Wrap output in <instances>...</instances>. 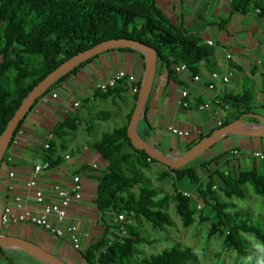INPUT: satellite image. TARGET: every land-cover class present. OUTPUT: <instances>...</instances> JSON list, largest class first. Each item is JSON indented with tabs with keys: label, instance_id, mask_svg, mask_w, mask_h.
I'll return each instance as SVG.
<instances>
[{
	"label": "crops",
	"instance_id": "0c3cea01",
	"mask_svg": "<svg viewBox=\"0 0 264 264\" xmlns=\"http://www.w3.org/2000/svg\"><path fill=\"white\" fill-rule=\"evenodd\" d=\"M156 3L173 25L200 37L209 56L183 73L176 71L181 64H174L171 67L173 72H170L165 63L158 62L153 88L139 119L137 133L149 136L146 143L166 157L181 159L217 130L227 126L223 123L244 112L227 104L237 97H250L251 112L229 124L239 120L240 127L246 131H264V0H253L245 13L235 10L234 0H157ZM148 71L149 59L142 50L133 47L106 50L39 100L27 113L15 137L18 144H10L0 164V238L28 242L65 264H89L85 254L102 239L106 228L110 230L111 244L126 235L122 225L125 217L113 210H99L100 177L108 163L93 146L115 129L130 126L138 102L136 98H139ZM120 72L133 75L136 83L124 80L115 95L106 97L100 85L107 84ZM215 73L228 77L229 82L214 81L212 75ZM195 77H199L200 82H195ZM211 84L216 86L215 91L209 90ZM135 88L138 93L134 92ZM183 90L189 92V108L180 104ZM53 94L58 97L53 98ZM216 99L221 101L219 106L215 104L209 110H199L200 105ZM77 103L80 104L78 108ZM101 113L103 117L97 119ZM68 120H74L78 129L59 139L52 130ZM220 122L222 126H219ZM171 128L188 131L191 136L178 137L170 131ZM51 135L53 140L49 139ZM47 144L52 150L45 148ZM51 151L55 152L53 165L46 160ZM231 151H238L239 155L232 157ZM262 154L264 137L230 133L196 159L195 166L203 184L207 185L215 169L226 175L254 170L264 174V161L258 159ZM204 163L205 167H202ZM46 164L49 168L38 176L37 181L49 203L58 201L52 193L54 185L71 189L73 176L79 175L83 180L84 198L72 204L70 217L62 224L79 227L80 251L68 237L60 238L30 223L4 225L1 221L4 209L7 206L15 208L18 197L28 209L40 213L34 190L28 185L36 166ZM168 169L162 163H151L144 171L146 182L149 184L153 178L161 183L170 180L174 189L177 187L189 194L197 192L193 185V190H182L173 173L161 180L160 176L168 173ZM182 181L189 182L187 178ZM0 264L53 263L23 247L0 246Z\"/></svg>",
	"mask_w": 264,
	"mask_h": 264
},
{
	"label": "trees",
	"instance_id": "16d2710c",
	"mask_svg": "<svg viewBox=\"0 0 264 264\" xmlns=\"http://www.w3.org/2000/svg\"><path fill=\"white\" fill-rule=\"evenodd\" d=\"M156 1L0 0V137L24 99L41 81L66 61L103 42L127 39L150 46L157 51L159 61L165 63L170 72H173L171 67L174 64H186L188 68H193L208 57L209 52L202 45V39L173 25ZM252 1L234 0V8L239 13H245ZM91 60L62 75L31 109ZM117 87L108 90L105 96L115 95ZM227 104L244 110L232 120L251 112L250 97H237ZM103 115L99 114L97 119ZM232 120L226 121L223 126L229 125ZM88 127L92 129L93 126L89 124ZM128 128L129 124L115 129L93 146L108 163L100 177L99 210H113L122 217L145 220L155 229L173 226L170 215L165 212L169 197H160L159 191L151 188L145 180L144 171L151 163L159 162L133 145ZM77 129L76 122L68 120L54 128L52 133L64 139L69 131ZM138 133L142 140L149 142V136ZM49 150H52L51 145ZM54 156L55 152L51 151L46 157L50 165H53ZM197 160L179 170L169 168L168 173L162 174L160 179L165 180L173 173L178 183L187 178L196 187L199 197L215 214L211 235L224 237L239 259L248 256V242L243 235L252 236L264 247V229L253 223L250 212L236 209L231 202L221 201L214 189L219 187L228 200L244 199L245 189L249 185L264 203V174L254 170L226 175L215 169L207 185H204L195 166ZM138 185L139 193L136 194L134 188ZM175 193L176 212L184 226H191L198 213L195 197H186L177 187ZM232 209L234 211L230 213L228 210ZM201 221H207V218L201 217ZM141 234L135 227L127 228L126 235L111 244L110 230L106 228L102 239L90 247L85 258L89 264H190L194 260L192 250L175 245L161 254L132 263L138 246L153 244Z\"/></svg>",
	"mask_w": 264,
	"mask_h": 264
},
{
	"label": "rangeland",
	"instance_id": "374dc122",
	"mask_svg": "<svg viewBox=\"0 0 264 264\" xmlns=\"http://www.w3.org/2000/svg\"><path fill=\"white\" fill-rule=\"evenodd\" d=\"M149 184L151 188L159 191L160 197H169L165 212L170 215L173 226L155 229L145 220L137 221L132 216L125 217L122 223L125 232L127 228L135 227L140 230L143 237H147L149 241L153 242L151 245L143 244L138 246V253L133 257L132 263L141 262L158 253L161 254L163 253L162 251L176 245L193 251L194 260L190 264H264V247L252 236L243 235L248 242V256L239 259L235 251L226 244L224 237L211 235V226L216 220L215 214L210 206L205 205L196 192L192 194L195 196V206L198 213L195 217V222L187 227L184 226L180 215L176 212V193L171 181L161 183L153 178ZM179 186L182 190H193L190 182L180 181ZM245 190L246 196L244 199L233 198L228 200L219 187L215 189L221 201L225 203L231 202L236 206V209L250 212V218L253 223L264 229L263 200L255 194L251 186L248 185ZM134 192L136 194L139 193V185L134 188ZM200 206L201 209H199ZM228 211L233 213L234 209ZM201 217H206L207 221H201Z\"/></svg>",
	"mask_w": 264,
	"mask_h": 264
},
{
	"label": "water",
	"instance_id": "95a60500",
	"mask_svg": "<svg viewBox=\"0 0 264 264\" xmlns=\"http://www.w3.org/2000/svg\"><path fill=\"white\" fill-rule=\"evenodd\" d=\"M126 47H133L145 52L149 59V71L148 75L145 79L143 87L141 89L138 102L136 105L135 112L132 117L131 124L128 128V135L130 140L132 141L133 145L140 151H145L152 159L156 160L159 163H162L169 167L172 170H179L181 168L186 167L203 154H205L212 145L219 140L221 137L230 134V133H237L245 136H255V137H264V131L260 132H249L244 130L240 127L241 121H236L232 124H229L223 128L217 130L212 136L205 139L198 147L190 151L185 157L181 159H170L163 155L158 150L151 147L145 141H143L138 133H137V125L139 119L145 109L146 103L150 96L151 90L153 88V84L155 81L157 67H158V54L157 51L147 46L141 42L135 40H127V39H119V40H109L103 42L89 50H86L77 56L73 57L72 59L63 63L59 68H57L54 72L48 75L43 81L39 83L37 87L33 91L29 93V95L24 99L22 105L15 113L14 117L9 122L6 130L0 137V164L8 151L12 140L14 139L15 133L20 127L21 122L25 119L27 113L31 109V107L36 103V101L42 97L50 88L51 86L66 72L77 68L78 66L82 65L83 63L87 62L88 60L92 59L96 55L110 49H117V48H126ZM264 121V120H263ZM0 246L7 247V246H18L23 247L35 254H38L45 258L48 262L53 264H65L61 262L59 259L54 257L53 255L47 253L43 249L29 244L28 242L12 239V238H0Z\"/></svg>",
	"mask_w": 264,
	"mask_h": 264
},
{
	"label": "built area",
	"instance_id": "2783aa9c",
	"mask_svg": "<svg viewBox=\"0 0 264 264\" xmlns=\"http://www.w3.org/2000/svg\"><path fill=\"white\" fill-rule=\"evenodd\" d=\"M210 45H213L212 42H210ZM229 58H231L229 56ZM188 70V66L186 64H181L176 68V71L178 73H183ZM212 78L214 81H224L225 83L229 82V78L226 76H222L221 74L215 73L212 75ZM128 81L129 83L133 84L136 83V78L133 75H129L126 72H120L116 74L112 79L109 80L107 84L100 85V89L107 93L108 90L116 88L122 81ZM195 82H200L199 77H195ZM209 90L215 91L216 86L214 84H211L209 86ZM135 93H138L139 90L137 88L134 89ZM53 98H57V94H53ZM189 98V92L187 90H183L181 94V101L180 104L184 108H189L190 103L188 102ZM47 100V98H46ZM220 105L221 101L216 99L212 103H205L199 106L200 111H206L211 109L213 105ZM75 106L78 108L80 106L79 103L75 104ZM219 126H222V122L219 123ZM170 131L178 136V137H189L191 136V133L188 131H183L175 128H171ZM50 140H53L54 137L51 135L49 137ZM13 143L15 145L18 144V141L16 138H14ZM46 149L50 148V145L47 144ZM231 156H237L239 155L238 151H231ZM258 159L260 161H264V154L259 155ZM49 168V165H38L35 168V174L29 183V188L31 190H34L35 194V200L37 206L41 209L40 213H35L34 211L28 209L23 201L22 198L18 197L15 199V208L7 206L4 211L1 218V221L4 225H10V224H22V223H30L33 225H36L42 229H45L46 231L60 237H68L71 239L72 243L74 244V247L77 251H80L82 249V238H81V231L78 226L75 225H68L63 226L64 222H66L70 217V209L74 202H79L83 200L84 198V183L79 175L73 176L72 180V188L71 189H65L60 185H54L52 187V193L57 197L56 203H49L46 200V196L42 188L38 185V176L45 170ZM94 168H97V166H94ZM11 177H14V174H11ZM214 189H217L216 187ZM198 194V192H196ZM186 197L194 198L195 196L193 194L184 193ZM199 196V195H198ZM201 209V206L199 207Z\"/></svg>",
	"mask_w": 264,
	"mask_h": 264
}]
</instances>
